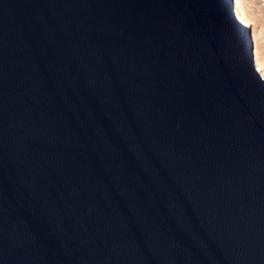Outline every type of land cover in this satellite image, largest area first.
Returning a JSON list of instances; mask_svg holds the SVG:
<instances>
[{
    "label": "water",
    "instance_id": "1",
    "mask_svg": "<svg viewBox=\"0 0 264 264\" xmlns=\"http://www.w3.org/2000/svg\"><path fill=\"white\" fill-rule=\"evenodd\" d=\"M234 3L0 0V264H264Z\"/></svg>",
    "mask_w": 264,
    "mask_h": 264
},
{
    "label": "rangeland",
    "instance_id": "2",
    "mask_svg": "<svg viewBox=\"0 0 264 264\" xmlns=\"http://www.w3.org/2000/svg\"><path fill=\"white\" fill-rule=\"evenodd\" d=\"M235 11L251 26L255 63L264 76V0H235Z\"/></svg>",
    "mask_w": 264,
    "mask_h": 264
},
{
    "label": "bare ground",
    "instance_id": "3",
    "mask_svg": "<svg viewBox=\"0 0 264 264\" xmlns=\"http://www.w3.org/2000/svg\"><path fill=\"white\" fill-rule=\"evenodd\" d=\"M237 16H238V18H239L244 24L250 26V24H249L245 19H243L239 14H238ZM250 27H251V26H250Z\"/></svg>",
    "mask_w": 264,
    "mask_h": 264
}]
</instances>
